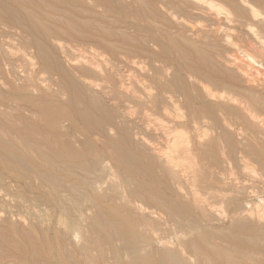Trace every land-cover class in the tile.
<instances>
[{"label": "bare ground", "instance_id": "6f19581e", "mask_svg": "<svg viewBox=\"0 0 264 264\" xmlns=\"http://www.w3.org/2000/svg\"><path fill=\"white\" fill-rule=\"evenodd\" d=\"M0 264H264V0H0Z\"/></svg>", "mask_w": 264, "mask_h": 264}, {"label": "rangeland", "instance_id": "374dc122", "mask_svg": "<svg viewBox=\"0 0 264 264\" xmlns=\"http://www.w3.org/2000/svg\"><path fill=\"white\" fill-rule=\"evenodd\" d=\"M1 191V190H0ZM1 192H5V190L4 191H1Z\"/></svg>", "mask_w": 264, "mask_h": 264}]
</instances>
